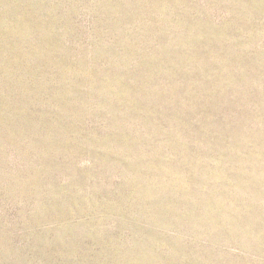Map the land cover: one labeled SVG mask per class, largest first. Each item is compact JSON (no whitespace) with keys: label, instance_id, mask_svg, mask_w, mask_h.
Instances as JSON below:
<instances>
[{"label":"rangeland","instance_id":"374dc122","mask_svg":"<svg viewBox=\"0 0 264 264\" xmlns=\"http://www.w3.org/2000/svg\"><path fill=\"white\" fill-rule=\"evenodd\" d=\"M0 264H264V0H0Z\"/></svg>","mask_w":264,"mask_h":264}]
</instances>
